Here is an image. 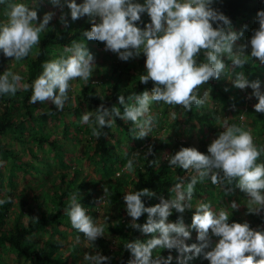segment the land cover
<instances>
[{
  "label": "clouds",
  "instance_id": "obj_1",
  "mask_svg": "<svg viewBox=\"0 0 264 264\" xmlns=\"http://www.w3.org/2000/svg\"><path fill=\"white\" fill-rule=\"evenodd\" d=\"M37 2L0 0L6 17L0 20V53L5 57L22 61L39 45L41 33L49 29L55 12L47 11L38 18L36 8L30 7ZM51 3L60 9L59 21L65 27L69 17L75 21L86 15L91 28L83 30L82 36L104 42V49L116 53L120 60L128 61L143 54L145 71L140 73L139 82H153L150 91H135L127 97L120 93L117 97L120 106L114 104L109 108L101 103L95 110L83 112L80 123L90 128L91 136L106 135L103 130L113 128L119 118L131 122L133 137H146L157 122L151 111L153 102L180 105L187 112L193 105L206 103L209 92L205 90L202 96L198 95V86L221 76L235 87L251 88L248 98L258 101L253 104L255 112L264 113L261 81L249 80L243 70L249 59L258 58L264 64V8L256 13L258 28L246 44L234 51L243 29L234 30L230 18L214 7L217 0H81L80 3L51 0ZM65 6L68 11H64ZM145 14L147 20L142 19ZM247 47L249 54L243 51ZM201 50L203 60L198 59ZM94 66L95 57L86 47L85 39L72 40L56 58L42 63V71L31 84H23L25 90L31 88L29 103L51 102L56 111H62L70 100V82L80 78L87 84ZM21 79L18 73L8 69L0 73V96L15 95ZM171 116L175 118L176 113L172 112ZM221 127L223 130L207 145L206 153L182 146L167 157L169 167L193 172L186 183L183 177L176 178L178 182L169 189L174 195L160 196L158 203L146 206L142 198L156 196L148 187L124 192V207L131 218L128 226L152 234L145 240L135 238L123 243L130 253L127 264H171L173 249L177 264H189L195 257L207 260L208 264H264V227L254 229L248 221L230 222L233 210L241 204L232 200L219 210L213 209L211 201L199 200L193 204L196 185L207 178L224 193H229L233 185L245 193L247 214L264 212V160L259 159L264 155V145L255 144L251 132L236 123L224 120ZM151 152L149 146L144 156ZM138 155L139 152L124 153L127 159L123 168L130 174L135 172ZM109 199L108 189L104 187L100 203ZM7 202L8 199H0V205ZM186 209H194L190 224L184 222ZM173 210L180 214L174 222L169 220ZM64 214L94 247L97 238L106 235L108 217H104L105 223H97L82 205L77 191L68 197ZM143 214H147L146 221L139 223L138 218ZM32 219L37 221L36 217ZM192 230L196 231L197 242L187 243ZM75 241L79 244L81 236L77 235ZM162 249H168L169 254L161 255ZM154 250H159L158 254L154 255ZM109 261L110 257L99 251L83 254L84 264Z\"/></svg>",
  "mask_w": 264,
  "mask_h": 264
},
{
  "label": "rangeland",
  "instance_id": "obj_2",
  "mask_svg": "<svg viewBox=\"0 0 264 264\" xmlns=\"http://www.w3.org/2000/svg\"><path fill=\"white\" fill-rule=\"evenodd\" d=\"M29 3L31 1H28ZM81 0H77L80 3ZM37 10L38 18L47 11H54L55 15L49 22L51 27L58 32L64 29L60 23V9L51 3V0H40L35 4H30ZM64 11H68L65 6ZM4 6L0 5V20L6 19L4 16ZM256 14L246 15L238 19L233 25L234 30L243 29V35L235 42L234 51L248 42L253 30L258 28L255 19ZM73 24H80L86 27L91 23L85 15L73 21ZM247 25L245 28L244 26ZM85 39L86 47L93 53L95 64L93 74L89 82L85 84L80 78L71 81L70 100L66 102L64 109L60 111L57 118H53L51 113L44 118L29 120L24 115V108L19 102L12 110L13 119L17 124L11 128L7 134L0 135V199H8V209L3 218V230H10L16 222L29 224L37 220L43 213H54L59 209V196L62 190L67 188L68 193L63 202L66 205L68 197L74 192H78L81 203L88 209L97 223H105L104 217H108L105 223L106 235L98 237L91 245L75 230L68 217L64 214V208L60 217L61 225L46 227L26 239L33 247L43 248L52 253L55 257L66 260L68 264H84V252L101 253L99 240L106 242L107 248L113 251V255L120 247V237L116 234L119 231H126L130 228L131 218L127 215L124 202L117 196V192L124 194L127 190H134V182L140 173L144 171L143 164L145 153L149 146H159L157 151L156 169L164 174H175V169L169 167L167 157L174 154L182 146L195 147L202 153L207 152V145L214 139L220 131L224 120L230 121L249 130L253 141L257 145H264V132L255 112L253 104L258 102L254 97L249 99L248 94L252 89L246 87L240 89L232 85L231 81L221 76L218 79H210L207 84L199 85L198 95H203L204 91L209 92L206 103L202 106H195L194 116L189 118L188 112L177 109L176 105H166L162 102H153L151 106L152 114L156 116V126L152 133L143 138H136L126 135L116 126L112 128L113 138L109 139V146L112 155L110 158L101 160L94 154L95 138L91 136V130L87 125L80 123V116L85 111L94 109L79 104V97L82 90L87 87L96 86L99 90L109 92L116 81L120 84L134 82L138 77L137 64L141 57L131 58L122 61L117 54L104 49V42L88 40L83 36L75 40ZM64 46H52L50 54L55 58L60 54ZM37 46L22 61L12 60V57H5L0 53V65L3 69L18 73L22 79L19 82L18 90H23V84L27 80V60L32 57ZM245 54L250 53V47L243 49ZM251 60V59H250ZM256 66L252 76H246L249 80L259 79L261 89L264 90V64L259 63L258 58H253ZM230 66V64L226 63ZM237 71L241 69H236ZM120 73V76L118 77ZM118 77V78H117ZM118 79V80H116ZM227 96L228 99L225 98ZM230 100L238 102L230 105ZM35 115L38 117L47 112L54 105L51 102L37 101L34 103ZM76 110L68 111L66 108ZM3 111V103L0 100V117ZM175 112L173 118L171 113ZM219 117V119H217ZM130 122V121H129ZM131 123V122H130ZM38 138V139H37ZM39 138L54 140L63 151V161H60L49 143H41ZM139 152L136 157L137 165L134 174H130L123 168L127 157L124 153ZM38 168V170H36ZM183 171L189 172V170ZM119 173V175H117ZM206 191L198 190L194 193L193 204L199 200L211 201L214 210L226 207L230 201L236 200L241 206L233 210L231 220L238 222L248 221L250 227H264V212L260 214H247L245 206L246 195L235 185L229 193H224L217 185H213L209 179L204 180ZM104 187L108 189L109 200L100 199L104 195ZM156 196L149 198L148 206L159 202V197L168 198L174 192L154 191ZM227 210L231 212V208ZM175 211V210H173ZM191 220L185 222L190 224ZM81 236L79 244L75 237ZM152 234H143L141 240L150 238ZM215 239V237H213ZM187 243L197 242L196 231L192 230L191 239ZM159 250H154L158 254ZM161 255L167 256L168 249H162ZM174 257L172 264H177L175 257L177 253L171 250ZM0 264H35L26 260L6 244H0ZM189 264H208L207 260L195 257Z\"/></svg>",
  "mask_w": 264,
  "mask_h": 264
},
{
  "label": "trees",
  "instance_id": "obj_3",
  "mask_svg": "<svg viewBox=\"0 0 264 264\" xmlns=\"http://www.w3.org/2000/svg\"><path fill=\"white\" fill-rule=\"evenodd\" d=\"M31 1V0H28ZM40 1V0H38ZM214 7L218 8L225 15H227L232 25H235L239 18L246 15H254L257 13L259 9L264 8V2L262 0H217V3ZM69 24L67 27H64L61 31H57L51 27L47 29L45 32L41 33L40 43L37 45L36 51L32 57L27 60V84H31V81L34 80L42 71V63L46 60H50L55 58L49 52L52 46H65L71 43L72 40H75L77 37L82 36V32L85 29H90V25L86 27H80V24H73V21L69 17ZM142 19L147 20V15H143ZM215 27V24H213ZM203 50L199 54L198 59L203 60ZM145 57L141 55L139 62L137 64L138 73H143L145 71L144 66ZM226 63L230 64V61L226 60ZM3 69V65H0V73ZM256 66L252 60L249 59L247 65L243 69L245 73L249 76L254 75ZM120 76V73L118 77ZM117 77V78H118ZM118 80V79H116ZM153 86V82L150 80L148 83H140L139 77L132 83H124L120 84V81H116L113 84L112 89L107 92L106 90H99L96 86L91 87L90 89L85 87L81 95L79 97V104L85 105L89 108L96 109L101 103L105 105V107H111L112 105H119V101L117 99L120 93L124 94L127 97L132 92L141 93L144 90H151ZM31 95V88L27 90H17L15 95H4L0 96V100L3 103V111L0 117V135H5L8 131L16 127L17 124L14 121V117L12 114V110L15 105L19 102L22 104L25 112L24 115L29 120H34L36 118H44L48 114L51 113L53 118H57L59 116L60 111L55 110V106L50 108L44 114L40 116L35 115V106L34 103H29V97ZM100 97H103L101 100ZM226 99L227 96H225ZM230 105H236L238 102L230 100ZM71 108H66L68 111L76 110ZM176 108L179 110L182 108L180 105H176ZM183 109V108H182ZM195 106L193 105L192 109L187 111L189 118L194 116ZM121 111L123 108L121 106ZM258 119L261 124V128L264 132V113H258ZM234 123L230 121V124ZM115 126L123 131L126 135L132 136V132L130 131L132 124L129 121H122L119 118L116 119ZM106 135H102L100 138H95V146H94V154L98 156L99 159L105 160L111 157L112 152L109 146V139L113 138L112 128H105L103 130ZM38 139V138H37ZM41 143L47 142L54 149L56 157L63 161V151L61 147H59L54 140H49L47 138H39ZM159 150V146H153L152 152L148 154L147 157L144 158L143 168L144 171L139 174L137 180L134 182V190H138L144 187H148L152 191L161 190L162 192H167L171 189L175 183H177V177H183L184 182L186 183L189 177L193 174L192 170L189 172L183 171L180 168L175 169V174H164L161 170L156 169V160H157V151ZM260 160H264V155H262ZM38 170V168H36ZM207 189L204 181L198 182L196 185V190L200 192H205ZM68 190L65 188L62 190L61 195L59 196V209L54 213H43L37 221L31 222L29 224H21L16 222L13 227L6 231L3 230V218L8 209V202L0 205V244H6L9 248L15 251L17 254L25 258L26 260H30L35 264H68L66 260H62L61 258L55 257L52 253L48 252L43 248L33 247L30 243L26 242V239L36 232L45 229L46 227L53 225H61L60 217L62 215V210L65 207L63 202L64 198L67 196ZM117 196L120 200L123 201V194L117 192ZM145 202V205L148 206V197L142 198ZM124 202V201H123ZM125 204V202H124ZM194 209L185 210L183 213L184 222H188L191 220L192 212ZM146 215L143 214L140 218H138L139 223H144L146 221ZM180 215L173 211V214L169 217L170 221H175L177 216ZM116 234L120 237L121 243L118 252L113 255V251L107 248L106 242L102 239L99 240V246L101 247V254L109 256L110 261L107 264H127V261L130 258V253L123 248V243L129 239L142 238L143 233L139 232V230H135L132 228H128L126 231H119ZM176 252V251H175ZM154 254V253H153ZM156 255V254H154ZM172 264V263H171Z\"/></svg>",
  "mask_w": 264,
  "mask_h": 264
}]
</instances>
